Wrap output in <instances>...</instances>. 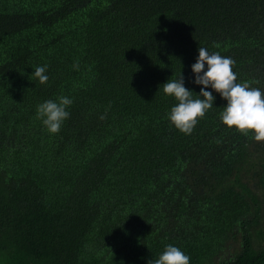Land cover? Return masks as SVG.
Instances as JSON below:
<instances>
[{
  "label": "trees",
  "instance_id": "trees-1",
  "mask_svg": "<svg viewBox=\"0 0 264 264\" xmlns=\"http://www.w3.org/2000/svg\"><path fill=\"white\" fill-rule=\"evenodd\" d=\"M199 47L264 93V0H0V264H264V141L211 88L191 135L168 119L169 80L203 99Z\"/></svg>",
  "mask_w": 264,
  "mask_h": 264
},
{
  "label": "clouds",
  "instance_id": "clouds-1",
  "mask_svg": "<svg viewBox=\"0 0 264 264\" xmlns=\"http://www.w3.org/2000/svg\"><path fill=\"white\" fill-rule=\"evenodd\" d=\"M198 52L192 71L195 74L194 83L203 85L199 93L203 99L192 98V91L185 87L183 74L163 84L164 94L178 101L168 114L171 124L180 132L191 135L199 119L213 106L215 97L206 90L211 88L227 101L220 113L221 122L245 136L251 133V138L257 142L264 141V93L259 88L251 87L249 82L237 83L232 58L216 52L210 54L204 47H199ZM73 68L78 69L79 63H75ZM46 71L47 65L36 67L33 77L45 84L49 79ZM72 103V99L65 96L59 97L58 102L46 100L37 106L36 118L42 121L49 133L57 134L63 122L70 117L66 109ZM189 260L190 257L183 251L169 244L159 258L154 262L150 260L149 264H189Z\"/></svg>",
  "mask_w": 264,
  "mask_h": 264
}]
</instances>
